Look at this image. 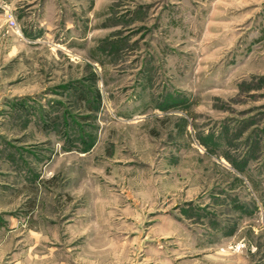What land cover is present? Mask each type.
Returning a JSON list of instances; mask_svg holds the SVG:
<instances>
[{"label":"rangeland","instance_id":"rangeland-1","mask_svg":"<svg viewBox=\"0 0 264 264\" xmlns=\"http://www.w3.org/2000/svg\"><path fill=\"white\" fill-rule=\"evenodd\" d=\"M0 264H264V0L5 5Z\"/></svg>","mask_w":264,"mask_h":264},{"label":"crops","instance_id":"crops-1","mask_svg":"<svg viewBox=\"0 0 264 264\" xmlns=\"http://www.w3.org/2000/svg\"><path fill=\"white\" fill-rule=\"evenodd\" d=\"M23 0H0V20L3 19V7L6 6H14V8L18 7V4ZM2 6V7H1Z\"/></svg>","mask_w":264,"mask_h":264},{"label":"built area","instance_id":"built-area-1","mask_svg":"<svg viewBox=\"0 0 264 264\" xmlns=\"http://www.w3.org/2000/svg\"><path fill=\"white\" fill-rule=\"evenodd\" d=\"M8 22L10 23L11 26L17 25L16 19L12 13L8 14Z\"/></svg>","mask_w":264,"mask_h":264}]
</instances>
